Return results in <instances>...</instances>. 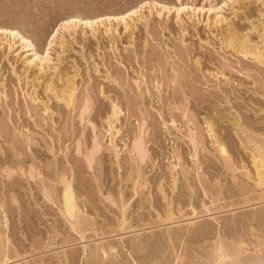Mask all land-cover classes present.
<instances>
[{
  "label": "rangeland",
  "instance_id": "obj_1",
  "mask_svg": "<svg viewBox=\"0 0 264 264\" xmlns=\"http://www.w3.org/2000/svg\"><path fill=\"white\" fill-rule=\"evenodd\" d=\"M73 2L80 5L74 9L78 14L95 18L96 13H119L120 6L136 4L137 0ZM168 2L171 3L172 0ZM190 2L211 5L216 0ZM235 2L244 5V8L237 11L246 20L259 14L257 0ZM64 3L65 0H0V26L20 30L26 39L32 38L39 47L53 22L64 14L61 7ZM5 5L8 7L5 8ZM202 17L205 22L209 19L207 13L202 14ZM212 19L211 31L207 29L206 23L193 24L188 20L183 26L186 35L180 39L176 37L180 35L181 26L177 25L175 14L169 15L167 12L164 14L163 24L156 18L148 32L140 24L125 34L121 24V35L109 38L101 30L93 39L91 32L85 38L81 29L77 47L62 57L59 74L51 75L47 71L41 73L39 67L27 63L31 55L22 49L17 39L11 63L17 76L21 77L20 81L12 76L9 61L0 57V84H4L0 92L6 89L8 96L7 101L0 96V148L11 143L25 149L30 146L29 162L38 171L42 169L36 179L18 178L7 193L10 239L18 242L25 237H39L47 241L49 229L55 231L54 226L57 224L61 228L65 227V218L60 215L62 183L56 182L57 168L61 173L67 168V178L77 208L81 212H87L89 217L95 215L100 226H104L109 218L115 219V212L104 197H112L113 200L123 197L126 203L131 201L128 204V222L132 229L137 230L138 238H143L141 242L147 245L138 253L141 259H160L176 264L174 258L178 255L188 259L204 257L210 247L208 245L213 244L219 234L229 240L233 236L253 240V236L260 233L262 217L259 206L245 203L228 194L226 185L231 183L232 176L225 161H228L232 171L250 166L252 159L249 136L258 144L261 134H264V100L259 94L261 70L251 59L244 60L243 57L230 53L227 48L217 55L221 41L216 38V33L220 26L215 23L214 16ZM233 19L236 20L235 17ZM236 27L247 30L240 20H236ZM226 32L227 29L221 35H226ZM165 36L170 41H166L167 47L161 50L159 42L150 43L147 56L144 55L146 40L161 41ZM195 36L204 40L211 39L212 47L209 48L207 44L202 46ZM4 39L3 34H0V42ZM7 39L12 40L10 36ZM185 44L188 47L185 48ZM170 49L174 51L170 52ZM85 60L89 64L95 60L101 72L107 69V73L101 79L92 71L91 87L87 92L80 93L76 108L69 111L46 90L49 83L53 82V76L54 84H59L62 76L73 77V69L76 70V76L81 75L82 66V75L87 77L89 73L88 66L84 65ZM121 64L125 68H121ZM241 71L244 72L243 76L240 75ZM223 74H227L232 83L230 86H223L221 92L217 93L210 82L217 76L223 80ZM249 77L256 84L255 88H250ZM136 78H139L142 86L147 81L148 86L143 87V91L134 90L135 86L130 79ZM173 79L177 82L176 86L170 87L169 83ZM157 80L163 82L160 91L155 88ZM98 81L104 84V97L99 95ZM205 83L209 84L208 89L204 88ZM84 98L89 100L91 109L86 113L85 124L81 128L79 109L83 106ZM112 103L122 108L124 116L119 129L122 135L113 136V145L109 146L104 141ZM229 104L236 109L235 113L228 109ZM238 113H242V117ZM160 116L166 119L161 121ZM241 119L242 124L239 123ZM117 120L120 121L118 115ZM173 120L175 125L172 124ZM206 121L212 126L211 138L204 126ZM53 125L56 127L55 132ZM92 125L96 126L95 139L99 152L97 151L93 167L89 170L87 162L82 156L75 154L74 148L62 151L61 143L69 146L75 137L81 141L82 147L86 146L84 151L87 152L92 146ZM81 132L83 136L80 135ZM140 132H143L147 156L144 163L138 165L132 153L135 141L141 137ZM215 139L224 145L227 158L219 154ZM116 149H119L118 153ZM69 164L73 167H67ZM137 177L141 181L138 191H134ZM201 185L221 196L223 203L213 210L219 222L196 220L192 225L182 221L172 228H160L162 221L155 219L153 209L165 212L175 205L179 211L185 200L202 201ZM46 190L50 192V199L52 196L56 198L52 203L45 199ZM4 198V187L0 185V200ZM13 199L15 204L12 203ZM256 200L258 201V197ZM183 207L186 208L187 205ZM185 216L187 217V212ZM2 217L3 213H0V222ZM169 235L172 237L171 244L168 241ZM97 239L115 238L101 232L97 234ZM125 239L131 243L133 238L126 233ZM57 242L59 241L54 236L47 246H39L42 251L35 252L29 244L27 251L33 252L31 256L25 254L24 246L21 245V258L26 264L37 258L41 261L63 258L66 259L65 264H79L75 249L67 241L60 242L67 246V251L63 247L57 249L52 246ZM94 246L95 244L92 245L93 248ZM172 248L175 251L170 250Z\"/></svg>",
  "mask_w": 264,
  "mask_h": 264
},
{
  "label": "snow or ice",
  "instance_id": "obj_2",
  "mask_svg": "<svg viewBox=\"0 0 264 264\" xmlns=\"http://www.w3.org/2000/svg\"><path fill=\"white\" fill-rule=\"evenodd\" d=\"M259 14L253 19L246 20L241 17L237 9L244 8L243 4L235 2V0H216L215 4H196L184 2V0H172L171 3L168 0H137L136 4L120 6L119 13L103 14L96 13L95 18L85 17L78 14L77 9L80 7L78 3H74L73 0H65V3L61 5L64 9V14L61 15L57 21L53 22L51 28L45 34L44 39L40 42V46L37 47L36 42L32 38L25 39L21 31L18 29H12L10 26H0V34H3L5 39L0 42V57L4 60L9 61L8 67L11 69V74L16 81H20L21 77L17 76L16 69L11 63V54L14 52L15 41L19 39L22 44L27 45L31 49V57L27 61L30 65L39 67L40 72H48V74L58 73L61 59L67 52L77 47V40L81 36V29H83V36L88 37L89 32L92 34V38L95 39L97 34L103 30L105 36L112 38L113 35H121V24L123 25L122 31L127 34L136 25H144L145 31L148 32L151 28V24L155 22L156 18L160 19V24H163V18L165 12L169 15L175 14L177 25L181 26L180 35L176 39H180L181 36L186 35L184 33L183 26L191 20L193 24H207L209 31L213 28V16L215 23L220 26L219 31L216 33L221 43L219 45L220 53L224 52L227 48L230 53L241 56L244 60L251 59L255 64L259 65L261 70V80L259 82L260 97L264 100V0H257ZM8 5H5L7 8ZM207 13L209 19L205 22L202 14ZM240 20L244 23L246 31L239 30L236 27V20ZM113 22H115L113 24ZM115 28V33L113 29ZM227 29L226 35H221ZM11 36L13 39L9 41L7 37ZM195 39L200 40L201 45L207 44L209 48L212 47V40L201 39L200 36H195ZM170 43L167 36L164 40L156 41L151 40L145 41L144 44V55L147 56V49L149 44H155L157 42L161 45V50L168 46ZM184 47H188L187 44ZM127 51V46L125 48ZM174 50L170 49V52ZM19 56V53H16ZM223 59V56L220 57ZM137 63H139V54H137ZM197 63L199 60L197 59ZM84 65L88 66V76L84 77L83 67H81V75L76 76V70L73 69V77H63L60 79L59 84H54L55 76H53V82H50L47 88V93L54 95L57 102L61 106H66L69 111H73L76 108V101L80 97L81 92H87L92 85V71H95L96 76L103 79L107 73V69L102 73L99 64L93 60L91 64L85 60ZM47 66V67H46ZM121 68H125L124 64L120 65ZM126 70V69H125ZM211 76L212 74L209 73ZM240 75L243 76L244 72L241 71ZM75 80V82H74ZM86 81V82H85ZM130 82L134 84L135 91H143V87L148 86L147 81L145 85L140 84L139 78L134 80L130 79ZM176 80L170 81L169 86L175 87ZM212 87L217 93L221 92V88L225 85L230 86L232 81L227 74H223V80L217 76L213 81L210 82ZM99 95L105 96L104 84L99 82ZM250 88H255L256 84L252 83V78L249 77ZM0 88H4V84H0ZM157 91L163 88V82L157 80L155 84ZM204 88L208 89L209 84L205 83ZM0 96L3 97L4 101L8 100L7 90L0 92ZM106 98V97H105ZM35 99V98H33ZM37 103L39 101H36ZM82 107L79 109L80 125L83 128L85 124V115L91 109L90 102L87 98L82 100ZM228 109L235 113L236 109L230 104L227 105ZM179 110V109H177ZM153 111H155L153 109ZM117 115L120 117V121L117 120ZM242 117V113H238ZM47 116V112H45ZM124 112L122 108L118 107L116 103L111 104V114L106 123V136L105 145H113V136H121L122 132L120 129V122L122 121ZM185 115V119H187ZM161 121L166 118L160 116ZM46 122V121H45ZM139 124V119H137ZM243 123L242 119L239 122ZM175 125V121H172ZM115 125V127H114ZM208 129L209 137L212 136L211 125L206 121L204 125ZM167 127V124H165ZM56 131L55 125H53V132ZM245 134L248 135L245 130ZM83 136V132L80 133ZM92 146L87 152L84 151L81 141L76 140L73 137V143L69 146H65L61 143L62 151H71L75 149L77 156H82L83 160L87 162L89 170L92 169L94 161L97 155V140L96 137V126L92 125ZM53 139H55L53 137ZM31 140L29 138V145ZM249 143L251 145V158L252 163L247 167H239L235 171L231 170V166L226 160V167L229 168V172L232 176L231 183L226 185L229 189V195L238 197L240 200L247 203L258 205L260 208V214L262 217V228L260 233V248L259 257L253 256L251 259H240L243 255V248L245 245L240 242L229 241L227 243H220L219 246L213 247L212 259H201L194 257L192 259L183 258L177 256L176 264H264V134H261L259 143L252 141L249 136ZM243 146V141H242ZM117 153L119 149H116ZM219 152L227 157V151L224 147H219ZM31 153V147L21 148L15 143H11L0 148V185H3L5 191V198L0 200V213H3L2 222H0V264H26L21 258L20 251L21 245L24 246L23 250L26 255H33V252H28L27 247L31 244L32 249L35 251H42L40 245L47 246L52 238L55 236L56 240L59 241L54 243L52 246L59 249L61 247L67 251L63 241H67L75 249L76 255L79 257V264H170V262L160 259H141L138 253L147 247L146 244L142 243L143 238H138V232L136 229H132L128 222L129 208L128 204L131 201L125 202L124 198L113 200L112 197H104L115 212V219L109 218L106 220L104 226L97 224L95 215L89 217L87 212H81L75 206L74 201L69 200L70 184L67 178V168L64 173L59 171L57 168V183H63L65 186L64 192V204L61 207V215L65 218V227L61 228L59 224L55 225V231L49 229V239L43 240L42 238L27 237L20 239L18 242H14L10 239L11 230L9 224V217L7 215L8 198L7 193L11 186L16 183L18 178L36 179L42 169L38 171L34 164L29 162ZM56 153L53 150V156ZM147 153L145 151V145L143 141V133L141 137L134 144V150L132 157L134 161L139 165L143 164L146 159ZM11 157V158H9ZM119 160V157H117ZM67 167H73L69 164ZM141 178L137 177V187L134 191H138ZM219 185V182H217ZM146 187V185H145ZM223 191V189L221 190ZM202 201H183L181 209L178 211L176 206L169 207L165 212H155V219L162 223L159 224L160 228H172L178 222L186 221L189 224L195 223L196 220H207L219 222L218 218L214 215V208L219 204L223 203L221 196L215 192H210L201 185ZM103 196V193L101 194ZM50 192L45 191V199L52 203L56 198L52 196ZM259 197V200H256ZM209 201H212L210 204ZM167 203V201H165ZM15 204V199L12 200ZM183 205H187L186 208ZM243 207V205H239ZM69 209L68 211H65ZM254 210V209H253ZM187 212V217L185 216ZM214 226V225H213ZM204 227V225H201ZM106 233L109 237L115 238L107 240H98V233ZM255 229H253V233ZM128 234L133 239L131 243L125 239V234ZM169 244L172 242V237H168ZM95 244L93 249L92 245ZM252 247V245H248ZM175 251L174 248L170 249ZM27 264H65V260L52 259L50 261H41L35 259L29 261Z\"/></svg>",
  "mask_w": 264,
  "mask_h": 264
},
{
  "label": "bare ground",
  "instance_id": "obj_3",
  "mask_svg": "<svg viewBox=\"0 0 264 264\" xmlns=\"http://www.w3.org/2000/svg\"><path fill=\"white\" fill-rule=\"evenodd\" d=\"M135 27V26H134ZM133 30V29H132ZM131 31V30H130ZM11 37V36H10ZM12 38V37H11ZM13 39V38H12ZM26 39V38H25ZM19 40V39H18ZM19 42L21 43V41L19 40ZM21 47H22V49H25L26 51H28L29 53H30V55H31V49L30 48H28V46L27 45H24V44H22L21 43ZM61 79V78H60ZM33 82V81H32ZM48 88V87H47ZM77 106V105H76ZM190 121V120H189ZM191 123V122H190ZM211 125V124H210ZM213 125V124H212ZM211 128H212V126H211ZM139 129V128H138ZM140 131H141V129H140ZM188 131V130H187ZM242 131V130H241ZM141 133V132H140ZM143 133V132H142ZM188 135V134H187ZM191 135V137H193L192 136V134H190ZM212 137H213V135H212ZM195 137H193V139H194ZM136 139V138H135ZM138 140V139H137ZM136 140V141H137ZM189 140V139H188ZM199 140V139H198ZM135 141V142H136ZM195 141V140H194ZM215 142L217 143V150H218V152H219V147H224V145L221 143V142H218V140L217 139H215ZM198 143V142H197ZM99 146H97V148H98ZM216 148V147H215ZM225 148V147H224ZM133 150H134V146H133ZM99 152V151H98ZM130 152V151H129ZM250 153H251V151H250ZM219 154L220 155H222L220 152H219ZM116 155V154H115ZM222 156H224V155H222ZM227 158V157H226ZM252 159V158H251ZM69 183V182H68ZM71 186V185H70ZM51 191V190H50ZM64 192H65V186H64V184L62 183V193H60L61 194V206H63V204H64ZM69 200H70V202H73L74 201V203H75V200H74V195H73V191H72V188L70 187V190H69ZM258 200H259V197H258ZM231 202V201H230ZM237 202H239V201H237ZM243 203V202H242ZM241 203V204H242ZM246 203V202H245ZM233 204V203H232ZM234 204H236V203H234ZM75 206H76V204H75ZM238 206V205H237ZM232 207V206H231ZM76 208H77V206H76ZM219 208V207H218ZM221 208V207H220ZM78 209V208H77ZM69 209H66L65 211H68ZM79 210V209H78ZM217 210V209H216ZM257 210V209H256ZM61 215V214H60ZM253 215H255V214H253ZM218 218V217H217ZM250 218V217H249ZM258 220V219H257ZM248 221V220H247ZM197 222V221H196ZM259 222V221H258ZM186 225V224H185ZM193 225V224H192ZM262 226V225H261ZM205 227V226H204ZM248 227H250L249 225H248ZM249 229H251V228H249ZM202 230V229H201ZM219 230V229H218ZM245 230V229H244ZM197 232H198V230H197ZM214 232V231H213ZM237 232V231H236ZM258 232V231H257ZM221 233V232H220ZM251 233V232H250ZM260 233H261V231H260ZM260 233L259 234H257V235H254L253 236V240H247V239H244V237L242 238L241 236H238V237H235V236H233L230 240L229 239H226V238H223V237H221L220 235L221 234H219V236L221 237V238H219V236L217 235L215 238L216 239H214L213 241H211V242H213V244L211 243V245H208V246H210L209 247V249L206 251V254H205V256L204 257H200L199 256V258H201V259H205V260H208V259H212L213 258V256H212V249H213V247H216V246H219V244L220 243H227V242H229V241H234V242H240V243H243L244 245H245V247L243 248V255L242 256H240L239 258L240 259H251V258H253V256H255L256 258H258L259 257V248H260ZM140 234V233H139ZM224 234V233H223ZM232 234V233H231ZM246 234V233H245ZM235 235V234H234ZM215 236V235H214ZM252 237V236H251ZM219 238V239H218ZM226 239V240H225ZM181 240V239H180ZM66 241V240H65ZM201 241V240H200ZM64 243V242H63ZM181 244V243H180ZM204 245V244H203ZM207 245V244H206ZM248 245H252V247H248ZM94 248H95V246H94ZM93 248V249H94ZM156 249V248H155ZM64 250V249H63ZM206 250V249H205ZM146 251V250H145ZM164 251V250H163ZM205 252V251H204ZM163 254V253H162ZM199 255V254H198ZM181 259L183 258V256H181V255H178ZM63 257V256H62ZM166 257V256H165ZM176 258H174V260L176 259L177 260V256H175ZM198 257V256H197ZM64 258H66L65 256H64ZM166 259V258H165ZM66 260V259H65ZM176 262V261H175Z\"/></svg>",
  "mask_w": 264,
  "mask_h": 264
}]
</instances>
